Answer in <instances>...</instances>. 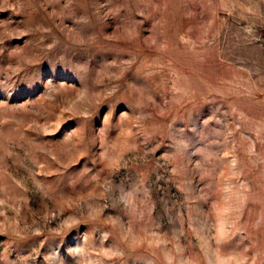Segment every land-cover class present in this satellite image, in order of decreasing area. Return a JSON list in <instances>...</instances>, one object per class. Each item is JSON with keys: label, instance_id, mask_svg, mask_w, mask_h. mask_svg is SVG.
<instances>
[{"label": "rangeland", "instance_id": "374dc122", "mask_svg": "<svg viewBox=\"0 0 264 264\" xmlns=\"http://www.w3.org/2000/svg\"><path fill=\"white\" fill-rule=\"evenodd\" d=\"M264 0H0V264H264Z\"/></svg>", "mask_w": 264, "mask_h": 264}, {"label": "water", "instance_id": "95a60500", "mask_svg": "<svg viewBox=\"0 0 264 264\" xmlns=\"http://www.w3.org/2000/svg\"><path fill=\"white\" fill-rule=\"evenodd\" d=\"M263 34H262V38H261V44L264 46V32H262Z\"/></svg>", "mask_w": 264, "mask_h": 264}]
</instances>
